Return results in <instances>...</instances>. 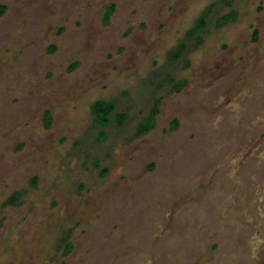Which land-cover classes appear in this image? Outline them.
Instances as JSON below:
<instances>
[{
    "label": "rangeland",
    "instance_id": "rangeland-1",
    "mask_svg": "<svg viewBox=\"0 0 264 264\" xmlns=\"http://www.w3.org/2000/svg\"><path fill=\"white\" fill-rule=\"evenodd\" d=\"M213 2L203 43L168 63ZM0 6V264H264V0ZM228 6L237 22L213 29ZM163 73L187 87L156 92ZM96 100L114 103L106 127Z\"/></svg>",
    "mask_w": 264,
    "mask_h": 264
},
{
    "label": "flooded vegetation",
    "instance_id": "flooded-vegetation-1",
    "mask_svg": "<svg viewBox=\"0 0 264 264\" xmlns=\"http://www.w3.org/2000/svg\"><path fill=\"white\" fill-rule=\"evenodd\" d=\"M229 1H238V0H229ZM1 7H4V6H1ZM229 7V11H227V13H223V14H220L218 17H216V19L214 20V22H212V27H213V29H215V30H217V31H220V30H223L224 28H226L227 26H229V25H232V24H235L236 22H237V18H238V16H237V12L236 11H234V10H232L231 9V6H228ZM5 8V7H4ZM219 8V6H217L216 5V2L214 3H212V4H210V5H207L197 16H196V19H195V21H194V24H193V26L189 29V30H187V32L182 36V38H181V41H180V43L177 45L176 44V46L174 47V48H172V49H170V51H169V54L167 55V62L168 63H170V64H172V65H176L179 61H181L183 58H184V55L186 54V52H187V45H186V42H190V43H192V49H195V48H197V47H199L202 43H203V40H204V38H205V36L209 33L208 31L209 30H211V27H210V24H209V21H210V18H211V16L215 13V12H217V9ZM5 11H6V8H5ZM5 11H4V13H5ZM207 11H209L210 12V14H209V16L207 17V22L205 23V26L203 27V29L202 30H200V31H196V32H194V33H192L191 35L189 34V32H191V30H193V28H194V26H195V24L197 23V21L199 20V18L200 17H202L203 16V14L205 13V12H207ZM230 12H233L234 13V15H235V19L233 20V21H229V22H227V23H225L224 25H222L220 28H217L216 27V23H217V19L220 17V16H222V15H226V14H228V13H230ZM3 13V14H4ZM113 13H114V6H109L107 9H106V11H105V18H104V22H103V25H107V23H108V20H109V18L113 15ZM2 14V15H3ZM1 15V16H2ZM0 16V17H1ZM257 31H254V38H253V40L255 41L256 40V37H257ZM204 35V36H203ZM200 36H203L202 38L200 37ZM55 47H50L49 49H48V52L49 53H54L55 52ZM174 53L175 54H177L178 56L176 57V58H174L173 59V55H174ZM77 68V64L75 63V64H72L70 67H69V70L70 71H73V70H75ZM164 74V73H163ZM149 86H152L154 89H155V91L157 92V91H162L164 94H165V96H174V95H179V94H181L182 93V91L187 87V81L186 80H174V77L172 76V75H170V74H168V73H165L164 74V77H162L159 81H157V82H155V83H152V84H149ZM155 94L156 93H154V96H153V103H152V107H151V109H150V112H149V115H147L145 118H143L142 119V122H140L137 126H136V131H135V134H134V138H140V137H143V136H146V135H148L151 131H153L154 129H155V127H156V117L159 115V112H160V105H161V100H159V99H156L155 98ZM97 101H104V100H96V101H94L93 103H92V105L95 103V102H97ZM105 102H111V101H105ZM91 105V106H92ZM113 105H114V103H113ZM114 106H113V112H114ZM113 112H112V114H113ZM121 115H124V114H121ZM112 116V115H111ZM125 116V115H124ZM47 118H49V120H50V125H49V127L47 128L46 127V124H45V119H47ZM125 118H126V116H125ZM150 118H152L151 119V121H152V127L151 128H149L148 130H144V129H142V130H144V132L142 133V134H137V130H138V127L140 126V125H145V123H146V121L148 120V119H150ZM111 120V119H110ZM42 121H43V126H44V128L46 129V130H49L50 129V126H51V115H50V113L48 112V111H45L44 113H43V118H42ZM46 122H48L47 120H46ZM109 124H110V122H109ZM120 125H122L123 124V122H121V123H119ZM178 125H179V123H178V121H176V120H172L171 121V123H170V125H169V131H171V132H174V131H176L177 130V128H178ZM98 127V126H97ZM99 127H101V126H99ZM101 137V139H100V141L103 139V136H100ZM33 183H36L35 182V180H33ZM12 197H14V199L12 200V202H10V201H8L9 199L11 200V198ZM7 201H8V203H7V201H6V203H5V205H8V204H10V205H16L17 204V202H18V200L20 199V197H19V193H17V192H15V193H13L12 195H11V197L9 198ZM72 249H73V247H72V245L71 244H69V243H67V244H65L64 246H63V248H62V253H63V255L64 256H67V255H69L71 252H72Z\"/></svg>",
    "mask_w": 264,
    "mask_h": 264
},
{
    "label": "trees",
    "instance_id": "trees-1",
    "mask_svg": "<svg viewBox=\"0 0 264 264\" xmlns=\"http://www.w3.org/2000/svg\"><path fill=\"white\" fill-rule=\"evenodd\" d=\"M4 11H5V8L0 6V16L4 13ZM209 14H210V12L207 11L203 14L202 17L199 18V20L195 24L193 30H191V32H189L190 35L196 31H200L203 29V27L205 26V23L207 22V17L209 16ZM228 14L234 15L233 12H230ZM226 15H222L217 19V23H216L217 28H220L222 25L229 22V19H225ZM177 56L178 55L174 53L173 59L176 58ZM113 106H114L113 102H105V101H97L91 106L92 120H93L94 126L106 127L109 125L110 118H111V115L113 112ZM151 119L152 118L148 119L146 121L145 125H140L138 127L137 134H142L144 132V130H148L149 128L152 127L153 124H152ZM46 120L48 122H46ZM45 124H46V127L48 128L50 125L49 118L45 119ZM142 129H144V130H142ZM13 199H14V197H12L11 200L9 199L8 201L12 202ZM8 201H7V203H8Z\"/></svg>",
    "mask_w": 264,
    "mask_h": 264
}]
</instances>
